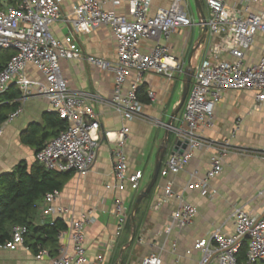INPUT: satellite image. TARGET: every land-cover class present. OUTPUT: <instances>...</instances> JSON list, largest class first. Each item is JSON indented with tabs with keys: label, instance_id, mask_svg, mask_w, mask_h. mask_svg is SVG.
I'll return each instance as SVG.
<instances>
[{
	"label": "built area",
	"instance_id": "obj_1",
	"mask_svg": "<svg viewBox=\"0 0 264 264\" xmlns=\"http://www.w3.org/2000/svg\"><path fill=\"white\" fill-rule=\"evenodd\" d=\"M200 1L205 2L209 10L206 25L211 40L205 57L191 68L193 77L182 126L173 129L178 140L187 143V148L182 155H171L160 175L165 177L170 173L178 174L190 163L195 150L213 149L215 153L205 177L189 185L191 189L199 187L202 195L207 196L209 182L223 171L224 159L232 152H243L232 149L228 140L218 143L201 137L202 132L215 127V108L222 95L227 91L251 90L257 93L258 103H264V50L257 64L248 66L245 63L247 52L254 46L256 37L264 34V10L254 12L252 5L264 6V0H240L235 4H231V0ZM62 4L63 0H15V4L0 11V49L14 52L0 72V94L16 84L21 93V102L36 97L47 99L50 104L49 113L58 115L66 126L35 154L36 161L50 171L74 172L86 176L96 162L101 141L100 122L89 105L94 96L71 91L62 74V60L84 59L80 47L71 36L60 40L51 30L52 24L60 18ZM151 9L152 0H131L132 17L127 18L106 11L104 2L82 0L74 7V18L70 21L74 31L81 34H90L99 26L112 29L117 42V64L112 65L91 56L85 59L95 67L115 74L112 105L126 121L143 118L138 84L144 74L155 73L173 80L176 73H184L181 60L170 53L168 41L179 29L194 25L186 1L175 0L169 8H161L155 14L151 13ZM200 24L204 27L203 21ZM145 40L157 41L149 53L141 51V43ZM160 40L165 43H160ZM30 64L43 75L44 82L26 76V68ZM131 71L137 73V82L123 94V86ZM150 96L153 97V94ZM21 112L19 108L11 113L5 124L20 116ZM128 134L129 129L125 127L114 139V184L107 188L116 192H124L129 186L138 190L143 178L141 172L129 173L124 150ZM2 135L3 127L0 128V137ZM107 135L109 138L110 134ZM258 155L264 158V146ZM197 176L198 172H194L193 177ZM58 196L56 191L48 194L44 198L46 208H42V211L45 216H54L52 224L62 220L67 228L58 235L56 255L52 257L48 250L42 249L40 256L49 257L50 264H106L102 254L93 261L87 256L85 228L90 222L88 214L66 219L69 210L54 205ZM174 196L172 186H167L165 200L169 201ZM177 199L180 200V206L173 212L168 233L175 227L190 225L197 215V209L184 202L182 196H177ZM114 213L118 218L117 234L121 235L128 223V214L124 201L118 197L114 199ZM230 219L235 226L232 235H226L218 228L209 238L195 244V248L202 253L198 264L264 262V215L252 216L242 208H236ZM27 232L26 227H14L11 240L5 244L0 243V250L25 247ZM244 246L245 259L240 261ZM142 264L163 262L160 256L152 254Z\"/></svg>",
	"mask_w": 264,
	"mask_h": 264
},
{
	"label": "crops",
	"instance_id": "obj_2",
	"mask_svg": "<svg viewBox=\"0 0 264 264\" xmlns=\"http://www.w3.org/2000/svg\"><path fill=\"white\" fill-rule=\"evenodd\" d=\"M81 1L63 0L60 18L52 24L51 30L60 40L71 36L84 55L82 60H62L61 70L71 91L94 96L89 105L100 122L101 141L90 173L86 176L73 173L64 188L57 191L59 196L54 205L69 210L66 219L87 214L90 217L85 228V247L91 261L102 254L106 264H142L146 257L156 254L161 257L163 264H198L202 253L195 248V244L209 238L218 228L224 234L232 235L235 226L230 215L234 209L242 208L252 216L264 215V158L258 155L264 146V103H258L255 91L225 92L215 108V127L202 132L201 137L218 143L228 140L232 149L243 152H232L224 159L223 171L209 182L207 196L202 195L199 187L191 189L189 185L205 177L215 150H195L190 163L178 174L170 173L163 177L159 172L155 185L136 212L134 229L131 221L133 209L140 194L153 180L160 152L165 146L161 171L179 142L173 129L182 126L189 96L188 92L180 108L186 72L205 57L211 37L209 31L205 32L200 24L203 18L195 0V15L189 0H185L194 25L179 29L168 41L170 53L181 60L184 73H176L173 80L155 73L144 74L138 84L143 118L126 121L112 105L115 74L95 67L85 59L91 56L116 65L115 36L108 26H99L90 34L74 31L70 21L74 18V7ZM98 1L104 2V9L108 12L132 17L131 0ZM174 1L152 0L151 13L169 8ZM238 2L240 0H231V4ZM0 4L2 11L15 4V0H1ZM201 5L208 20V7L205 2H201ZM252 10L258 12L264 10V6L254 4ZM156 43L155 40L142 41L141 51L149 53ZM160 43L165 41L160 40ZM263 50L264 34H259L254 46L247 52L246 65L257 64ZM25 73L31 80H45L31 64ZM137 79L136 72H129L123 94L129 91ZM18 102L22 109L20 116L1 126L0 176L13 172L21 163L28 166L36 163V151L24 142V136L34 127H44L47 116L51 114L49 101L45 98L36 97L24 102L19 98ZM125 127L129 129L124 146L129 173L141 172L143 178L138 190L129 186L124 192H116L107 186L114 184L112 151L116 147L115 135ZM107 134H110L109 138ZM194 172H198L197 177H193ZM169 185L176 197L167 201L165 190ZM177 196H182L184 202L193 205L197 215L190 225L175 227L168 233L173 212L180 206ZM116 197L124 201L132 227L131 232L124 230L121 235L117 234L118 218L114 213ZM42 208H46L44 200L38 208L36 225L54 220L52 215L45 216ZM0 264H50V258L35 254L27 247H20L16 250H0Z\"/></svg>",
	"mask_w": 264,
	"mask_h": 264
},
{
	"label": "trees",
	"instance_id": "obj_3",
	"mask_svg": "<svg viewBox=\"0 0 264 264\" xmlns=\"http://www.w3.org/2000/svg\"><path fill=\"white\" fill-rule=\"evenodd\" d=\"M1 7L0 4V11ZM13 54V51L0 49V72ZM20 97L16 84H12L0 95V128L9 115L19 108ZM65 126L66 123L58 115L49 114L45 126L32 128L24 136V142L35 149L36 154ZM73 173L50 171L36 161L32 166L21 163L13 172L0 176V243L5 244L11 240L14 227H26L28 232L25 235V247L35 254L46 249L54 257L59 245L58 235L67 228L66 224L62 220H56L53 224L36 225L35 220L44 198L55 191H61ZM131 229V222L128 220L125 230L131 232ZM245 251L244 246L240 261L245 259Z\"/></svg>",
	"mask_w": 264,
	"mask_h": 264
},
{
	"label": "water",
	"instance_id": "obj_4",
	"mask_svg": "<svg viewBox=\"0 0 264 264\" xmlns=\"http://www.w3.org/2000/svg\"><path fill=\"white\" fill-rule=\"evenodd\" d=\"M195 3L198 7V9L200 10L201 14H202V21H203V24H204V31L206 32L207 31V20L205 18V15L203 13V9H202V5H201V1L200 0H195ZM192 77H193V71L191 69H189L187 72H186V80H185V87H184V95H183V98H182V101H181V106L180 108L182 107V105L184 104L185 100H186V97L188 95V92H189V89H190V85H191V82H192ZM1 95V94H0ZM187 148V143H183L181 141H179L176 145V147L174 148V153H179L180 155H182L184 153V150ZM165 146L163 147V150L160 152V155H159V159L157 161V165H156V170H155V174H154V177H153V180L151 182V184L149 185V187L143 191L140 196L138 197L137 201H136V204H135V207L133 209V212H132V216H131V221H132V225H133V228L135 229V215H136V212L139 208V206L141 205L142 201L148 196V194L150 193L151 189L153 188V186L155 185L157 179H158V176H159V172H160V169H161V162H162V159L164 158V153H165Z\"/></svg>",
	"mask_w": 264,
	"mask_h": 264
},
{
	"label": "rangeland",
	"instance_id": "obj_5",
	"mask_svg": "<svg viewBox=\"0 0 264 264\" xmlns=\"http://www.w3.org/2000/svg\"><path fill=\"white\" fill-rule=\"evenodd\" d=\"M189 5L191 7V10L193 12V14H196V9H195V4H194V0H189Z\"/></svg>",
	"mask_w": 264,
	"mask_h": 264
}]
</instances>
